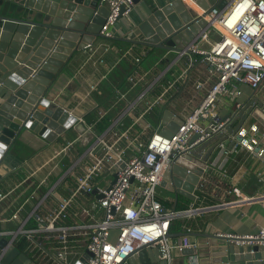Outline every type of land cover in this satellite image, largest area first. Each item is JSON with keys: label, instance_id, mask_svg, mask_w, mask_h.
I'll return each instance as SVG.
<instances>
[{"label": "built area", "instance_id": "built-area-1", "mask_svg": "<svg viewBox=\"0 0 264 264\" xmlns=\"http://www.w3.org/2000/svg\"><path fill=\"white\" fill-rule=\"evenodd\" d=\"M100 6L109 9L101 34L113 38L112 27L133 11L135 1L100 0ZM207 20L210 26L194 44L176 53L159 71L156 65H144L145 50L137 51L133 45L124 52L131 67L125 87L115 86L114 93L116 102H123L125 108L103 132H97L96 124L108 115L107 109L96 106L98 120L89 123L78 110L83 100L76 108H65L76 117L70 129L76 136L31 171L29 177L41 170L46 174L14 218L22 211L27 215L18 227L0 230V236L9 237L14 246L24 241L21 252L32 263L129 264L140 248L158 246L161 262L171 264L172 249L180 251L184 246L183 242L170 243L173 222L244 201H259L264 206V194L243 197L238 185L215 179L216 161L203 159L207 147L198 155L193 153L217 136L221 164L239 153L264 163L260 148L264 144V0H232L223 10L214 8ZM214 32L219 37L212 40ZM185 58L183 69L172 73ZM104 62L100 58L94 65ZM197 63L204 70L194 76L191 70ZM243 84L254 93L240 102ZM97 85L94 79L88 83L85 98ZM179 99L183 100L180 109ZM225 100L228 103L223 105ZM167 109L183 121L171 136L164 133L167 124L162 121ZM149 115H154L157 127ZM242 116L246 119L240 128L230 133L228 128H236ZM196 134L199 137L191 142ZM174 165L186 168L188 174L201 172L195 185L200 196L196 193L198 199L184 208H170L167 204L172 199L159 197L158 188ZM255 176L264 181L262 171ZM166 183L175 188L172 177ZM13 190L0 192V201ZM217 192L224 194L220 203H197H207ZM30 222L35 225L30 227ZM218 233L246 238L264 249V226L253 233ZM8 247L1 249L0 261Z\"/></svg>", "mask_w": 264, "mask_h": 264}, {"label": "water", "instance_id": "water-1", "mask_svg": "<svg viewBox=\"0 0 264 264\" xmlns=\"http://www.w3.org/2000/svg\"><path fill=\"white\" fill-rule=\"evenodd\" d=\"M192 1L201 12L185 0L156 3L136 24L135 38L119 39L148 47V54L152 48L174 53L188 49L210 26L207 15L214 8H227L232 0ZM108 15L109 9L100 6V0H0V84L5 88L0 95V180L24 164L20 140L26 131L53 143L71 129L76 117L49 96L73 56L104 37L101 28ZM239 90L240 102L254 93L246 84ZM245 119L242 116L238 126L229 127L228 131L235 133ZM162 121L167 124L164 133L169 136L183 122L168 109ZM198 137L192 136L191 142ZM217 139L216 136L204 142L193 153L198 155ZM215 147L216 144L206 152L205 161ZM200 173L188 174L186 168L174 165L166 172L162 187L175 192L176 200L185 196L196 201L195 185ZM171 177L175 188L166 183ZM168 236L182 238L184 246L180 252L189 258V264H264L263 247L249 244L246 238L206 229L171 231ZM5 246H9L8 251L0 264H34L0 236V252ZM160 255L158 246L142 247L129 258V264L161 263Z\"/></svg>", "mask_w": 264, "mask_h": 264}, {"label": "crops", "instance_id": "crops-1", "mask_svg": "<svg viewBox=\"0 0 264 264\" xmlns=\"http://www.w3.org/2000/svg\"><path fill=\"white\" fill-rule=\"evenodd\" d=\"M169 1L170 0H139L138 3L135 2L133 11L128 16L123 17L116 23L115 26L112 27V32L114 33L113 39L120 41V43L112 42L111 39H106L104 37L97 38L91 46L77 52L69 62V67L65 69L57 79L49 98L69 110L76 108V104L79 103L80 100H83L78 109L79 112H83L86 119L90 112H95L96 116H98L96 106L100 105V102L102 101L107 103L108 101L106 100L110 96L112 97L115 95V86H119L121 88L125 87V78L130 71L131 65L130 62L124 58V52L133 45H135L137 51H146L147 57L143 62L145 66L156 65V71L164 69L169 63H171L176 53L168 50L152 48L148 54V47L122 41L119 38H135V34L138 32L136 24L142 20V16L149 12L148 8H154L156 3L160 2L164 4ZM200 46L208 47L206 43H201ZM149 57L153 58L150 59ZM100 58H104L105 60L102 65H105L106 67L109 65L112 66L110 68L108 67L109 69L105 78L99 77L96 80L98 81L96 89L90 93L88 98H85L88 83L98 75V72L95 74L96 70L92 71V61L94 65ZM186 61L187 58L183 59L180 65L176 66L172 73L175 74L178 70L180 71V69H183ZM203 70V66L197 63L191 70V73L194 76H197ZM66 79L67 85L63 84ZM56 88L57 90L55 92L54 90ZM3 91H5V88L2 84H0V95ZM112 91L113 93L109 96ZM116 101L112 107L107 109L108 113L113 109V107L124 106L123 102L117 103ZM227 103V100H225L223 105ZM182 104L183 100H180L178 103L179 109L182 108ZM97 120L98 117L96 121ZM237 122L235 124H237ZM72 139H74L72 130H69L66 134L60 136L53 143H49L34 132L26 131L24 133L20 140V145L23 148L21 158L24 159V164L0 180V192H4L3 190L14 189L8 197L0 201V230L16 228L25 218L20 219L19 217V214L24 211L20 212L18 216L14 218V214L21 205H17L18 198L15 197L17 192L15 189L20 184V178L16 171L21 168H25L30 176L31 171L41 166L44 162L50 160L59 148L65 146V144ZM210 147L211 144L207 147V152ZM260 148L264 151V144H261ZM208 160H215L217 163V167H215L212 171L215 179L228 186L238 185L244 192L243 197H258L264 194V181L260 182L255 176L256 172L259 170L264 173V163L255 156H245L243 153L233 154L227 158L223 164H221L223 161L222 157L218 154L215 147ZM223 171L227 172L225 176L223 175ZM45 174V170H41L35 176L30 178L35 179L38 184ZM197 194L200 196V193ZM232 198L237 199L236 196H233ZM223 199L224 194L222 192H217L207 203H203L201 201L197 203L199 205H214L220 203ZM190 201L191 200L187 197L180 196L178 203H176V198H174V201L172 199V201L167 205L170 208H174L176 205L178 208H184L189 205ZM195 220L197 222L199 220L204 222V227L201 230L206 229L212 232H226L234 234L253 233L259 230L260 227L264 226V206L259 201H244L231 207L207 211L198 216ZM185 221L187 220H177L175 221V224L178 225L179 223H184ZM34 225V222H30L29 224L30 227H33ZM172 232L181 233L185 231L182 229L178 231L176 228V230L172 229ZM7 239H9V237ZM181 242L182 238H178L175 245ZM163 264L167 263L163 262ZM171 264H189V258L180 252L179 254H175L174 258L172 256Z\"/></svg>", "mask_w": 264, "mask_h": 264}, {"label": "trees", "instance_id": "trees-1", "mask_svg": "<svg viewBox=\"0 0 264 264\" xmlns=\"http://www.w3.org/2000/svg\"><path fill=\"white\" fill-rule=\"evenodd\" d=\"M106 39H111L112 42H119L120 43V41H116V39H113V38H106ZM111 66L112 65H109L108 67L110 68ZM108 67H106L105 65L99 64V63L96 65H93V61H92V71L96 70L95 74H97V72H98V75L94 77V80L96 81L99 77H101L103 74H105L109 69ZM63 84L67 85V79H66V81L63 82ZM56 90H57V88L54 91L56 92ZM112 93H113V91L109 94V96ZM108 99H110V100H108ZM108 99L106 100V101H108L107 103H104V101L100 102V106H102L104 109H108V108L112 107L113 104L115 103L117 97H115V95H113L112 97L110 96ZM124 108H125L124 106L113 107V109L108 113V115L105 118H103L102 120L97 122V124H96L97 132H99V133L103 132L111 124L112 120L115 117H117L119 114H121V112L124 110ZM97 117L98 116H96L95 112H90L87 115V120L89 122H95ZM16 173H17V175H19V178H20V184L15 189V190H17L15 197L18 198L17 205L19 206L33 192V190L35 189V187L37 185V181L35 179L29 177V173L25 168H21L20 170L16 171ZM3 191L7 192L8 190H3ZM195 219L187 220L184 223L183 222L179 223L178 225L175 224L176 222H173L172 229L176 230V228H177L178 231L180 229H182L184 231H187L188 229H190L191 232L199 231L204 227V222H202V220H199L197 222ZM23 245H24L23 240L16 244L17 248L20 251L23 250Z\"/></svg>", "mask_w": 264, "mask_h": 264}, {"label": "rangeland", "instance_id": "rangeland-1", "mask_svg": "<svg viewBox=\"0 0 264 264\" xmlns=\"http://www.w3.org/2000/svg\"><path fill=\"white\" fill-rule=\"evenodd\" d=\"M218 37H219V34L216 33V32H214V34H213V40L217 39ZM146 57H147V55H146ZM149 58L151 59V58H153V57H149ZM147 118L151 121V123H152V125H153L154 127H157V126H158V122H157L156 119L154 118V115H149ZM72 132H73V131H72ZM73 136H76V134L73 133ZM216 141H217V140H216ZM216 141H214V142L211 144V147H212L214 144L217 143ZM45 171H46V170H45ZM158 192H159V197H160L161 199H166V198H167V199H174V198H176V193L170 191V190L167 189V188L159 187V188H158ZM198 193H199V192H198ZM26 215H27V212L24 211V212H22V213L19 214V217H20V219H23ZM177 240H178V237L170 238V243H171V245H175L176 242H177ZM179 253H180V251H179L177 248H173V249H172V256H173V258H174V255H175V254H179ZM161 263H162V262H161ZM161 263L159 262V263H156V264H161ZM162 264H163V263H162Z\"/></svg>", "mask_w": 264, "mask_h": 264}, {"label": "bare ground", "instance_id": "bare-ground-1", "mask_svg": "<svg viewBox=\"0 0 264 264\" xmlns=\"http://www.w3.org/2000/svg\"><path fill=\"white\" fill-rule=\"evenodd\" d=\"M190 6L198 9V7L196 6V4L192 1V0H185ZM199 12H201V9H198Z\"/></svg>", "mask_w": 264, "mask_h": 264}]
</instances>
